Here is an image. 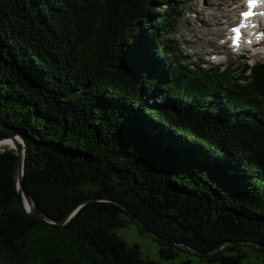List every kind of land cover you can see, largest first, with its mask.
<instances>
[{"label":"trees","instance_id":"obj_1","mask_svg":"<svg viewBox=\"0 0 264 264\" xmlns=\"http://www.w3.org/2000/svg\"><path fill=\"white\" fill-rule=\"evenodd\" d=\"M185 1L0 0V136L23 139L40 214L112 198L204 252L264 246V62L239 75L186 62L160 39ZM16 163L0 153V264H162L113 232L132 221L113 203L89 202L61 227L32 219ZM158 244L164 259L193 254ZM243 246L193 255L242 264Z\"/></svg>","mask_w":264,"mask_h":264},{"label":"rangeland","instance_id":"obj_2","mask_svg":"<svg viewBox=\"0 0 264 264\" xmlns=\"http://www.w3.org/2000/svg\"><path fill=\"white\" fill-rule=\"evenodd\" d=\"M209 1L212 4L216 3V0H186V4L182 7L187 6V8L178 18V23L173 28L174 31L170 35L162 32L160 39L175 42L182 57L186 58V62L190 64H200L204 68L217 65L221 66V69L230 67L232 74L235 75H239L244 70L245 63L252 65L255 62H264V44L256 45L257 47L248 51H233L228 47L229 40L224 42V32L227 30V26L232 23L234 14L230 13L227 17L224 14L229 13L227 11L231 10L232 4L217 2L220 6L218 10H215L213 5L206 6ZM160 6L164 7L162 4ZM210 12H216L217 18L212 19L209 15ZM248 73L249 70L244 75ZM239 81L244 82V80ZM124 218L127 220L126 224L115 227L113 232L127 244H137L144 257L162 264H182L186 258H190L192 264H200L195 255L182 251H178V254L173 258H162L159 253L160 245L146 232L141 231L138 225L128 217ZM243 248L248 255L243 259L242 264H264L263 251L251 246H243Z\"/></svg>","mask_w":264,"mask_h":264},{"label":"water","instance_id":"obj_3","mask_svg":"<svg viewBox=\"0 0 264 264\" xmlns=\"http://www.w3.org/2000/svg\"><path fill=\"white\" fill-rule=\"evenodd\" d=\"M9 140V146L7 148H2L0 150V153L5 151V150H12L16 157H17V163H16V188H17V191L20 195V198H21V203H22V206L23 208L25 209L26 213L32 218L34 219L35 221L41 223V224H45V225H48V226H56V227H61L63 226L65 223H67L71 217L77 212V210L89 203V202H96V201H107V202H110V203H113L117 206H119L131 219L132 221L138 225L144 232H146L153 240H155L157 243H160V244H166V245H171V246H175L177 248H180V249H183V250H186L190 253H193V254H198V255H201V254H205V253H212V252H217L223 248H225L226 246L228 245H237L239 243H247L255 248H258V249H264V246L263 245H259L255 242H252V241H238V242H226L218 247H216L215 249H213L212 251L210 252H204V251H201V250H198L192 246H189V245H185L183 243H179V242H175V241H172V240H169V239H166L164 237H161L159 234L153 232L152 230H150L136 215H134L133 212H131V210L124 204H122L120 201L118 200H115V199H108V198H95V197H92V198H89V199H86L84 201H82L79 205H77L76 207H74L72 210H70L68 213H66L60 220L58 221H54L42 214H40L28 192L24 189V186H23V175H24V163H25V146H24V141L23 139L19 136V135H6V136H0V144L1 143H4V141H7ZM28 203L29 206H26L25 204Z\"/></svg>","mask_w":264,"mask_h":264},{"label":"bare ground","instance_id":"obj_4","mask_svg":"<svg viewBox=\"0 0 264 264\" xmlns=\"http://www.w3.org/2000/svg\"><path fill=\"white\" fill-rule=\"evenodd\" d=\"M230 1V2H229ZM217 2H220L219 4H226V3H231L232 4V8H231V10H229V11H227V12H229V13H226V14H224L226 17L228 16V15H230V13H232V14H235V9L241 4V2H242V0H216V3H214V4H212V2H207L206 3V6H208V7H210L211 5H213L214 7L213 8H215V10H218L219 9V4H217ZM212 8V9H213ZM232 10H234V12H232ZM231 11V12H230ZM221 14V13H220ZM209 15L211 16V18L212 19H216L217 17V14H216V12L215 13H213V12H210L209 13ZM233 16V15H232ZM261 22V21H260ZM260 24H262V23H260ZM260 34L258 35V37H257V40H255V42L252 44V47H255V46H253V45H256L257 43H259V42H257V41H262L263 40V37H262V34H263V32L262 31H260L259 32ZM246 43L248 44L249 42L248 41H246ZM175 46L177 47V45L175 44ZM9 146V140H7V141H4V143H1L0 144V150L2 149V148H7ZM26 206H29V204L28 203H26L25 204Z\"/></svg>","mask_w":264,"mask_h":264},{"label":"snow or ice","instance_id":"obj_5","mask_svg":"<svg viewBox=\"0 0 264 264\" xmlns=\"http://www.w3.org/2000/svg\"><path fill=\"white\" fill-rule=\"evenodd\" d=\"M260 2H261V0H246L248 10L247 11H241L240 16L244 19H248L249 17H251L253 15L251 10L253 8H255L257 6V4ZM232 32L239 33L240 29L239 28H232Z\"/></svg>","mask_w":264,"mask_h":264}]
</instances>
